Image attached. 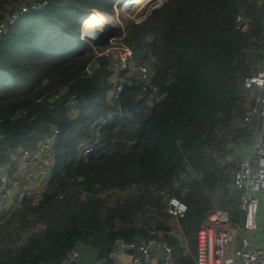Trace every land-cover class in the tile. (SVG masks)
<instances>
[{"label":"trees","instance_id":"obj_1","mask_svg":"<svg viewBox=\"0 0 264 264\" xmlns=\"http://www.w3.org/2000/svg\"><path fill=\"white\" fill-rule=\"evenodd\" d=\"M31 1L0 0V20ZM115 1L52 0L0 39V162L60 131L41 200L25 197L16 209L0 210V264H65L72 250L86 247L113 264L120 239L165 243L175 264H194L171 235L175 219L195 240L211 211L243 223L231 147L255 136V126L243 123L251 107L243 81L263 66L264 0H164L142 21H129L119 37L153 70L159 94H141L124 73L121 102L109 104L111 59L100 58L88 75L95 56L80 28L88 9L108 15ZM239 16L246 32L236 28ZM71 97L80 100L74 117ZM123 101L134 105L122 112ZM88 143L95 150L80 158ZM170 197L188 206L183 218L168 214Z\"/></svg>","mask_w":264,"mask_h":264},{"label":"built area","instance_id":"obj_2","mask_svg":"<svg viewBox=\"0 0 264 264\" xmlns=\"http://www.w3.org/2000/svg\"><path fill=\"white\" fill-rule=\"evenodd\" d=\"M50 1L52 0H33L5 16L4 20L0 22V39L8 35L9 30L27 15L45 10ZM125 28L122 30L124 31ZM236 28L241 32H246L249 23L243 16H239L236 19ZM108 29L109 26L103 31L98 30L99 35L93 38L82 26L81 35V40L85 44H90L95 56L94 62L87 67L88 75H92L95 70L100 68L98 62L100 58L111 59L110 71L113 85L107 92V102L109 104L121 102L128 79L121 76L124 73L128 77L136 78L141 85V94L158 96L159 88L153 84V70L135 59L132 49L123 42L124 35L112 37L107 34L110 31ZM243 88L245 91L255 92L253 105L243 117L244 124L255 126L252 157L241 159L233 175V188L239 193V206L243 212L244 220L242 224L233 222L230 212L224 210L209 212L198 230L196 264H264V248H252L248 237L244 236L240 245L233 252H230L229 249V246L236 242L242 231H262L264 233V227L258 223V194L264 190V62L258 73L244 79ZM68 103L70 113L74 117L77 114L76 110L80 100L77 97H71ZM23 114L26 113L23 112ZM104 122L98 125L99 128L103 126ZM59 134L60 131L55 129L40 142L35 151L20 148L11 154L12 160L0 162V200L1 198L8 201L12 200L24 187L20 172L25 168L36 169L40 176L46 179L49 177L50 170L45 163L47 158H55ZM94 150V144H82L79 149V156L86 158ZM137 188V186L132 185L131 192ZM46 190L39 188L33 192L34 203L37 204L41 200ZM160 195L165 196L166 194L161 192ZM166 210L175 218H183L188 211V206L180 199L170 197L166 203ZM157 249L163 253L160 264H173L171 248L165 243L156 241L139 245L122 239L117 240L115 250L110 258L115 259L118 252L133 251L136 257H134L132 264H149L153 261L154 250ZM64 263L82 264L80 262V250H72L66 256Z\"/></svg>","mask_w":264,"mask_h":264},{"label":"crops","instance_id":"obj_3","mask_svg":"<svg viewBox=\"0 0 264 264\" xmlns=\"http://www.w3.org/2000/svg\"><path fill=\"white\" fill-rule=\"evenodd\" d=\"M80 32L82 33V27L80 29ZM254 95H255V92L253 91L246 92V96H245L247 99L246 103L249 107L253 105ZM231 148H233L232 150L237 155V157H235L236 158L235 159L236 169L238 168V164L241 161V159L252 157V143L251 142L244 143L240 141L237 144L233 145ZM9 159H11V156ZM45 164L48 166L50 170V175L47 179L40 176L39 175L40 173L36 169L25 168V170L20 172V177L23 181L24 187H22L19 190V192L16 194V196L10 201L1 198L0 210L5 211V212H10L11 210H14L19 206L23 198L33 196L34 195L33 192L36 189L40 188V190H43V189L46 190L47 187L48 188L50 187V182L53 179V168L55 166V158H47ZM27 187H29V189H26ZM129 190L130 189H127L126 193H128ZM105 193L109 194V196H115L116 194H119L118 190H114L111 192L107 191ZM28 194H30L31 196H29ZM258 197H259L258 223L264 227V190L258 194ZM161 234H159L160 238L162 237ZM171 235L173 237H177L181 241V246L185 249L184 256L190 258L191 261H193V263L196 264L198 233H197L196 240L195 238L193 239L191 236H187L186 231L179 224V221L175 219L174 231L171 233ZM244 236L249 238L252 248H264V233L262 231H259V232L242 231L238 239L236 240V242L229 246L230 252H233V250L236 249L240 245V241ZM196 242H197V245H196ZM190 246H192L193 250H191ZM96 256H97L96 264H103L102 262L99 261L98 254ZM134 257H136V255L135 253H133V251L118 252L116 258L113 259L112 262L113 264H132ZM161 257H163V253L159 249L154 250L153 259L156 261L154 262L153 260L149 264H160ZM172 263L175 264L173 259H172Z\"/></svg>","mask_w":264,"mask_h":264},{"label":"rangeland","instance_id":"obj_4","mask_svg":"<svg viewBox=\"0 0 264 264\" xmlns=\"http://www.w3.org/2000/svg\"><path fill=\"white\" fill-rule=\"evenodd\" d=\"M163 1L164 0H116L115 3L113 4V6H111L112 7L111 12L113 14L112 13H110L108 15L104 14V16L106 17V20L110 23L108 30L111 31L112 29H115L118 32H110L109 31L110 33L108 32L107 34H109L112 37H114V35L119 36V31L122 30V28L124 29L127 26L129 21H131V20H135L136 22L142 21L145 18V16L152 9L160 6V4ZM101 5L103 6L104 3H101ZM104 6H106L105 8L109 7L108 4L104 5ZM93 11H97V10H95V9L89 10L88 9L87 13H86L87 16L89 13H92ZM0 22H1V20H0ZM84 24L85 23H83V21H82L81 27ZM102 29H100V30H102ZM9 31H11V29ZM81 35H82V33L80 32V37H81ZM86 45L89 46L91 52H93V48L90 46V44L87 43ZM235 157H237V155L233 151L232 158L236 159Z\"/></svg>","mask_w":264,"mask_h":264},{"label":"bare ground","instance_id":"obj_5","mask_svg":"<svg viewBox=\"0 0 264 264\" xmlns=\"http://www.w3.org/2000/svg\"><path fill=\"white\" fill-rule=\"evenodd\" d=\"M84 23V29L89 34V36L93 38L99 35L98 30L103 28V31L105 28H107V26L110 25V23L106 20V17L98 12L89 14Z\"/></svg>","mask_w":264,"mask_h":264},{"label":"water","instance_id":"obj_6","mask_svg":"<svg viewBox=\"0 0 264 264\" xmlns=\"http://www.w3.org/2000/svg\"><path fill=\"white\" fill-rule=\"evenodd\" d=\"M133 105H134V102H132V101H123L120 104V110L122 112H126V110L129 107H132ZM133 253H135V252H133ZM96 255L97 254H96L95 249L89 248V247L82 248L80 250V262L82 264H96L97 263V256ZM155 261L156 260H154V262ZM73 264H75V263H73Z\"/></svg>","mask_w":264,"mask_h":264},{"label":"clouds","instance_id":"obj_7","mask_svg":"<svg viewBox=\"0 0 264 264\" xmlns=\"http://www.w3.org/2000/svg\"><path fill=\"white\" fill-rule=\"evenodd\" d=\"M85 22V20L83 21V23ZM82 41V40H81ZM83 42V41H82ZM84 43V42H83ZM85 44V43H84Z\"/></svg>","mask_w":264,"mask_h":264}]
</instances>
